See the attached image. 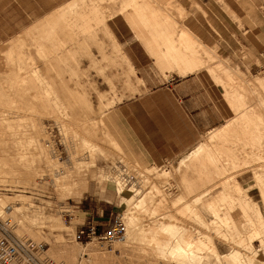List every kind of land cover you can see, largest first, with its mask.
Here are the masks:
<instances>
[{
  "label": "rangeland",
  "instance_id": "obj_1",
  "mask_svg": "<svg viewBox=\"0 0 264 264\" xmlns=\"http://www.w3.org/2000/svg\"><path fill=\"white\" fill-rule=\"evenodd\" d=\"M103 15H109L106 8ZM33 50L31 53L23 44L0 50V218L8 220L17 236L45 244L39 254L42 263L80 264L90 254L99 258L97 264H185L184 256L178 257L169 247L180 241L181 233L184 240H201L192 248V256L197 257L189 255L190 264H232L231 250L239 251L233 256L240 254L246 264H264L263 212L262 216L257 204L245 199L246 191L236 187L238 176L252 177L264 207V141L257 147L258 160L239 150L236 157L222 150L215 159L204 158L208 149H224L223 138L229 140L231 136V130L222 129L238 115L237 91L245 94L244 110L251 104L264 117V71L249 79L240 78L217 56L200 48L212 63L209 70L215 80L227 88L233 116L223 127L205 134L195 147L203 146V152L182 167L180 160L185 155L160 168L145 169L111 155L108 129L97 128L91 119L97 115L90 111L91 103L105 108L109 88L91 81L89 73L84 76V86L75 87L72 81L58 77L60 71L52 64L56 56H44L36 44ZM8 165L11 170H7ZM79 184L83 187L76 190ZM204 189L207 193L202 192ZM241 195L242 199H235ZM177 196L181 199H175ZM100 198H112L113 203L101 202ZM211 204L215 212L209 208ZM96 207H106L103 222L112 211V217L123 216L127 228L123 240L104 250L98 249L94 238L89 245L74 239L76 219L92 209L96 216ZM167 223L177 226L175 236L164 232ZM71 248L75 258L70 260ZM49 250L65 252L55 258Z\"/></svg>",
  "mask_w": 264,
  "mask_h": 264
},
{
  "label": "crops",
  "instance_id": "obj_2",
  "mask_svg": "<svg viewBox=\"0 0 264 264\" xmlns=\"http://www.w3.org/2000/svg\"><path fill=\"white\" fill-rule=\"evenodd\" d=\"M73 1L0 0V50L23 44L34 53L40 42L42 53L56 56L52 64L67 83L81 88L89 73L91 81L108 87L105 108L91 103L90 111L97 113L91 119L97 128L108 129L111 155L139 167L179 160L233 116L226 89L209 73L212 63L200 48L240 78L264 71V0H136L137 6L148 3L171 15L175 47L180 30L192 36L199 56L178 65L166 58L164 42L153 41L136 19L132 0ZM236 181L264 215L252 177ZM100 201L113 203L112 198ZM96 209V216L92 209L77 218L75 228L108 226L113 212L103 222L106 207Z\"/></svg>",
  "mask_w": 264,
  "mask_h": 264
},
{
  "label": "bare ground",
  "instance_id": "obj_3",
  "mask_svg": "<svg viewBox=\"0 0 264 264\" xmlns=\"http://www.w3.org/2000/svg\"><path fill=\"white\" fill-rule=\"evenodd\" d=\"M75 1V0H74ZM73 1V2H74ZM75 4H76V2H75ZM131 5H134L133 6V9H135L134 10V12L137 14V18L136 19H138L139 21H140V23L144 26V28L146 29V31H147V33H148V35L152 38V40L153 41H156L157 40V36H159V38L160 39H162V41L164 42V44H165V53H166V56L172 61V62H174V64H179V63H181V62H184V63H189V62H194L196 59H197V57L199 56L197 53H198V50H197V47L195 46V42H194V40H192L193 38H192V36L188 33V32H186V31H184V30H180V32H178L179 34H177V42H178V47H175V45H174V40L172 39V36H173V34H174V32H175V29H173V28H176L175 27V23H174V20H173V18L171 17V15L170 14H168V13H160V12H158L157 10H155V8L152 6V5H148V3H147V5L144 7H142V6H137V4H136V0H132L131 1V3H130ZM71 5V4H70ZM69 5V6H70ZM73 5H74V3H73ZM71 7H72V5H71ZM68 9V8H67ZM72 8H70V10H71ZM63 11V10H62ZM164 11V10H163ZM136 16V15H135ZM134 18V17H133ZM127 21H128V18H127ZM129 22V21H128ZM133 23V22H132ZM136 24V23H135ZM135 24H133V25H135ZM137 25V24H136ZM184 29V28H183ZM136 30V29H135ZM138 30V29H137ZM136 33H137V31H136ZM135 33V34H136ZM148 42V41H147ZM36 45H38V46H41L40 45V42L39 43H35ZM149 44V43H148ZM181 49L183 50V51H181ZM150 52V51H149ZM8 54V53H7ZM8 56H9V54H8ZM44 56H45V54H44ZM202 58V57H201ZM11 59V58H10ZM157 59V58H156ZM128 60V59H127ZM5 63V62H4ZM6 65V64H5ZM13 65H14V62H13ZM190 66H195L193 63H192V65H190ZM44 67H46V66H44ZM180 67V66H179ZM46 69H48L47 67H46ZM183 69V68H182ZM3 70V69H2ZM7 70V69H6ZM209 73H210V71H209ZM61 76V73L59 74L58 73V77H60ZM218 76V75H217ZM216 76V77H217ZM221 78V77H220ZM219 79V78H218ZM220 82H221V79H220ZM261 82V81H260ZM263 82H264V80H263ZM11 84V83H10ZM263 87V86H262ZM22 89V88H21ZM227 89V88H226ZM252 89V88H251ZM236 90V89H235ZM254 90V89H253ZM36 91V90H35ZM234 91V90H233ZM255 91V90H254ZM22 92V91H21ZM14 93H15V91H14ZM35 93V92H34ZM39 93V92H38ZM235 93H236V91H235ZM8 94V93H7ZM6 94V95H7ZM30 94V93H29ZM232 94V93H231ZM30 95H33V93H31ZM35 96V95H34ZM229 96H230V94H229ZM18 97V96H17ZM36 97V96H35ZM233 97V96H232ZM232 97H231V99H232ZM236 97V98H235ZM234 98H235V100L238 102L237 104H236V106H237V112L236 113H238V115H237V117L236 118H234L231 122L232 123H230V124H226L225 125V128H221L223 131H224V129L225 130H231V131H229V133L230 132H232L231 133V136H230V138H229V140H227L226 138H223V143H222V146L221 147H223L224 149H218V148H214V150L212 151V149L210 150V149H208L207 151H206V155L204 154V158H206V159H208V160H212V159H215V157H214V155L216 154V155H218V153L219 152H221L222 150H228V151H230V155L229 156H234V157H236V155H238L239 156V151H242V152H244L243 154H246V155H256L257 157H260V153H259V150L257 149V147H258V144L259 143H262V140L264 141V117L256 110V108L253 106V105H251V104H249V106H247V110H244L245 108H246V99H245V94H244V92H238L237 91V94H236V96H235ZM22 98V97H21ZM23 99H24V97H23ZM7 100V99H6ZM16 100V99H15ZM21 100V99H20ZM27 100H28V98H27ZM232 100H234V99H232ZM236 101H234L235 103H236ZM11 102H13V101H10V103ZM16 102V101H15ZM27 102V101H26ZM260 103H262L261 102V100H260ZM264 103V102H263ZM248 104V103H247ZM16 106V105H15ZM22 107V106H21ZM232 107V106H231ZM10 110V109H9ZM21 110H22V108H21ZM29 110H31V109H29ZM7 112V111H6ZM6 112H5V114H6ZM9 112H11V111H9ZM234 112V113H235ZM3 114V113H2ZM10 114V113H9ZM15 115H17L16 113H15ZM223 127V126H222ZM219 130V129H218ZM219 132V131H218ZM34 133H36L35 131H34ZM215 133V132H214ZM219 134V133H218ZM36 135V134H35ZM219 136H221V135H219ZM229 136V135H228ZM210 138H211V136H209ZM223 137V136H222ZM5 139V138H4ZM216 140V139H215ZM40 141V140H39ZM227 142H229L228 144H227ZM263 144H264V142H263ZM2 145H4V144H2ZM212 145H213V143H212ZM260 148V147H259ZM203 149H204V147L203 146H199L198 148H194L193 149V151L192 152H189V153H187L185 156L186 157H182V159L180 160V166H179V168L180 167H182L185 163H186V161L187 160H189V159H191L192 157H196L200 152H203ZM248 149V150H247ZM74 150V149H73ZM239 150V151H238ZM3 152V151H2ZM245 155V156H246ZM250 155V156H251ZM248 156H246V157H248ZM255 156V157H256ZM47 157V156H46ZM253 157V156H252ZM255 158V159H257L258 160V158ZM232 159V158H231ZM249 159V158H248ZM256 160V161H257ZM260 160H263L262 158H259V161ZM1 162V161H0ZM249 162V161H248ZM204 163V162H203ZM245 163H247V162H245ZM4 164H6V163H4ZM9 166V168L7 169V170H11L12 168V166H10V165H8ZM6 168V167H5ZM3 169V168H2ZM166 169V168H165ZM167 170V169H166ZM178 170V169H177ZM18 170H14V172H17ZM167 172V171H166ZM164 173V172H163ZM162 173V174H163ZM168 173V172H167ZM161 174V175H162ZM165 174V173H164ZM166 175H168V174H166ZM165 175V176H166ZM258 182H259V184H262L263 185V181L262 180H257ZM257 182V183H258ZM154 185V184H153ZM224 185H227V181L226 182H224L223 183V186ZM83 187V184H79L77 187H76V190H78V189H81ZM129 187V186H128ZM236 187L238 188V189H240L241 187L239 186V184L238 183H236ZM237 189V190H238ZM262 190H263V187H262ZM207 190L206 189H204L202 192H206ZM264 192V191H263ZM207 193V192H206ZM246 196H247V194H245ZM123 196V195H122ZM181 196H177L175 199H181L180 198ZM128 199V198H127ZM247 204H248V202L247 201H245ZM263 202H264V200H263ZM245 203V204H246ZM216 206V205H215ZM255 206V205H254ZM10 206H8L7 208H9ZM211 207V209L214 211V206H212V204L211 205H209V208ZM6 209V208H5ZM211 210V212H213ZM259 210V209H258ZM257 210V211H258ZM215 212V211H214ZM217 212V211H216ZM259 212V211H258ZM257 212V213H258ZM1 214V213H0ZM215 214V213H214ZM213 214V215H214ZM215 215H218V214H215ZM258 215V214H257ZM260 215V214H259ZM258 215V216H259ZM196 216V215H195ZM219 217V216H218ZM217 217V218H218ZM225 218V220H227L226 219V216H224ZM260 217V216H259ZM216 218V217H215ZM221 218V217H220ZM221 220V219H220ZM260 220V219H259ZM228 221V220H227ZM226 221V222H227ZM252 220H250V222H251ZM230 222V221H229ZM60 225H61V223H60ZM163 225V224H162ZM161 225V226H162ZM179 227H181V226H179ZM162 229V228H161ZM177 229V226L174 224V223H167L166 225H163V230H164V232H166V233H170V234H172L174 231H177L176 230ZM180 229V228H179ZM183 229V228H182ZM185 229V228H184ZM185 232H187V230H185ZM217 232V231H216ZM254 232V231H253ZM176 233V232H175ZM175 233H173V236H175ZM188 233H189V231H188ZM254 233H257V232H254ZM224 234V233H223ZM179 235V236H178ZM177 236L179 237V240L180 241H176V244H174V245H172V246H169L170 248H171V250L172 251H174V253H176V255L178 254V257H181V256H184V258H185V262H182V263H185V264H190V256L189 255H191V257H197V255H193L192 256V253H191V251H192V248H197L198 247V245H199V243H197V242H200L201 240L200 239H193V240H191L190 239V237H191V235H189L190 237H189V239H190V241H188V240H184V237H183V235L180 233V234H178ZM220 235V234H219ZM256 235V234H255ZM257 236H258V234H257ZM257 236H255L253 239H256L257 238ZM37 237V236H36ZM170 237H171V235H170ZM172 238H174V237H172ZM198 238V237H197ZM223 238V237H222ZM253 239H251L250 241H252ZM170 241V240H169ZM91 241H89L88 243H90ZM87 243V244H88ZM197 243V244H196ZM66 244V243H65ZM166 244H168V243H166ZM166 244H164V246L166 245ZM68 245V244H67ZM89 245V244H88ZM201 245V244H200ZM73 246V245H72ZM94 246V245H93ZM96 246V245H95ZM201 246H203V245H201ZM167 247V246H166ZM169 247H168V249H169ZM66 248V247H65ZM74 248V247H73ZM94 248H96V247H94ZM163 249H166V248H163ZM203 249V248H202ZM69 250V249H68ZM95 250V249H94ZM198 250V249H197ZM74 250H72V248H71V250H70V260L71 259H74L75 258V256L74 257H71V256H73V254H74V252H73ZM161 251V250H160ZM170 250H168V252H169ZM199 251V250H198ZM63 252H65V251H62V250H55V251H50L49 250V254L51 253L55 258H57V257H61V256H63ZM167 252V253H168ZM235 252L237 253V252H239V251H237V250H231L228 254H230V259H231V262H232V264H241L240 262H239V259H240V257H239V255L240 254H238V255H234L233 256V254H235ZM201 253H202V251H201ZM68 254H69V252H68ZM95 254V253H94ZM169 254H171V253H169ZM194 254H196V253H194ZM83 255H87L86 254V252L85 253H83ZM172 255V254H171ZM200 255V254H199ZM100 256L102 257V254H100ZM103 256H104V253H103ZM163 256V255H162ZM104 257H107V256H104ZM111 257V256H110ZM199 257V256H198ZM202 257V256H201ZM69 258V257H68ZM103 258V257H102ZM184 258H182V259H184ZM195 258H192V259H195ZM98 257L97 256H95V255H90V254H88L86 257H85V261L84 262H80V264H97V261H98ZM196 260V259H195ZM199 260V263H200V261H201V258L200 259H198ZM83 261V260H82ZM58 264V263H57ZM74 264V263H73Z\"/></svg>",
  "mask_w": 264,
  "mask_h": 264
},
{
  "label": "built area",
  "instance_id": "obj_4",
  "mask_svg": "<svg viewBox=\"0 0 264 264\" xmlns=\"http://www.w3.org/2000/svg\"><path fill=\"white\" fill-rule=\"evenodd\" d=\"M126 230L123 216L115 215L112 217L110 224L102 230H99L94 224L79 226L75 230L74 239L87 244L94 238L98 249L104 250L111 248L114 242L123 240ZM44 250L45 244L35 242L30 238L17 236L12 231L8 220L0 218V264H50V260H46L44 263L39 260V254ZM258 250L255 249V251ZM239 262L246 264L244 257H240Z\"/></svg>",
  "mask_w": 264,
  "mask_h": 264
}]
</instances>
